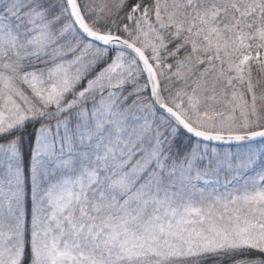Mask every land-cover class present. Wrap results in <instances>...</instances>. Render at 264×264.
Here are the masks:
<instances>
[{
	"label": "snow or ice",
	"instance_id": "obj_1",
	"mask_svg": "<svg viewBox=\"0 0 264 264\" xmlns=\"http://www.w3.org/2000/svg\"><path fill=\"white\" fill-rule=\"evenodd\" d=\"M0 264H264V0H0Z\"/></svg>",
	"mask_w": 264,
	"mask_h": 264
}]
</instances>
